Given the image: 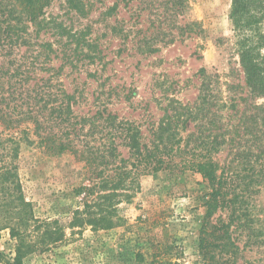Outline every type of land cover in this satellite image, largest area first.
I'll return each instance as SVG.
<instances>
[{
	"label": "rangeland",
	"instance_id": "rangeland-1",
	"mask_svg": "<svg viewBox=\"0 0 264 264\" xmlns=\"http://www.w3.org/2000/svg\"><path fill=\"white\" fill-rule=\"evenodd\" d=\"M77 2L78 10L51 0L42 26L26 22L25 44L0 43V111L11 115L0 113V164L16 166L30 203L32 251L24 264H202L211 188L188 168L139 176L131 201L119 199L122 221L112 228H95L84 214L74 221L85 198L95 197L98 189L85 194L99 171L111 173L105 148L114 122L107 116L136 126L150 146L161 120L180 107L195 111L199 94L203 110L182 115L180 149L170 156L182 164L194 150L217 162L228 188L210 221L228 227L237 264H264V97L251 96L244 83L232 0H185L177 15L170 0ZM10 137L20 143L15 158L14 140L4 141ZM61 142L70 146L64 152ZM205 142L219 151L208 153ZM116 144L118 158L127 159L123 141ZM6 210L0 200V264L15 250ZM244 214L248 226L239 227L235 217ZM225 243L215 252L235 264V247Z\"/></svg>",
	"mask_w": 264,
	"mask_h": 264
},
{
	"label": "trees",
	"instance_id": "trees-1",
	"mask_svg": "<svg viewBox=\"0 0 264 264\" xmlns=\"http://www.w3.org/2000/svg\"><path fill=\"white\" fill-rule=\"evenodd\" d=\"M50 1L0 0V43L25 44L24 34L28 29L26 22L35 27L42 26L44 9L50 4ZM170 3L174 14L177 15L183 10L185 0H170ZM68 4L78 10L80 9L78 5H81V2L74 3V0H68ZM16 6L20 9L17 10ZM229 20L234 32L239 65L244 76L245 86L251 96L262 98L264 97V0H232ZM189 26L193 28L195 24ZM204 97H206L204 94H199L200 103L195 107V111L193 108L180 107L173 110L175 114L168 115L166 119L161 120L155 132L157 141L152 142L150 146L141 142V134L136 126L123 121L115 123L116 119L108 115L107 119H110L112 123L114 122L112 130L109 132V142L105 148L109 155L106 156L109 158L106 165H110L111 173L105 174L104 169L99 171L97 174V177L100 175L98 182L87 188L85 194V196L90 197L93 190L98 189L96 195L91 201L85 198L83 210H76L74 213V221L78 222L77 216L84 214L88 217L84 220L85 223L95 228H112L122 221L117 214L119 199L125 200L126 203L131 201L134 192L139 189V176L166 168H188L199 173L211 188L204 204L206 213L203 226L200 229L199 251L202 264H228L230 262L223 256V252L220 251L221 255L215 252L219 247L217 244L219 240L226 241L223 244L224 249L235 247V264H237L238 247L231 242L228 227H218L210 221L216 211L222 208L225 201V189L228 188L226 187L227 178L222 175V171L220 174L217 173L219 170L217 162L210 157L205 158L200 152L197 153L193 150L194 158L185 160L182 164L174 163L173 157L170 156L179 151L182 142V138L178 137L179 130L176 128L180 118L182 115H186V118H192L193 115L199 114L203 110L201 103H204ZM67 110L68 112L71 111L69 106ZM1 114L11 117L8 113ZM117 139H121L123 141L122 146L128 149L129 157L127 159L118 158ZM13 140L14 142H12ZM4 141L12 142L10 156L11 158L17 157L20 149L19 140L15 141L10 137ZM204 145H206L208 153L219 151V147L214 142H205ZM67 147L70 146L61 142L58 149L64 152ZM166 157L169 161L165 159ZM97 159H100V156L94 157L93 161L95 162ZM92 163L89 162V164ZM0 200L2 205L7 208V213L10 214L4 217V227L10 229V235L15 240L14 256L3 263L24 264V258L32 251V244L26 240L25 231L31 220L30 203L26 202L23 197L16 174V166L11 160L8 163L2 161L0 164ZM11 214L14 215V224H12ZM240 217H246V215L235 217V220L237 219L238 223H241L238 226H248L247 222H242ZM2 261L0 254V263Z\"/></svg>",
	"mask_w": 264,
	"mask_h": 264
}]
</instances>
